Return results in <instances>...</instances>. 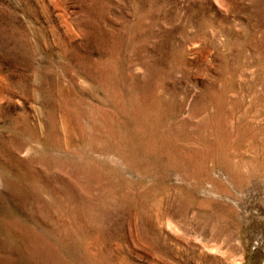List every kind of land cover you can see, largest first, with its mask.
<instances>
[{
	"label": "rangeland",
	"instance_id": "374dc122",
	"mask_svg": "<svg viewBox=\"0 0 264 264\" xmlns=\"http://www.w3.org/2000/svg\"><path fill=\"white\" fill-rule=\"evenodd\" d=\"M0 264H264V0H0Z\"/></svg>",
	"mask_w": 264,
	"mask_h": 264
}]
</instances>
